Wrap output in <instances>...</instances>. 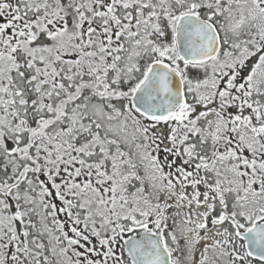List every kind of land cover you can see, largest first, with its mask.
<instances>
[{"label":"snow or ice","instance_id":"obj_1","mask_svg":"<svg viewBox=\"0 0 264 264\" xmlns=\"http://www.w3.org/2000/svg\"><path fill=\"white\" fill-rule=\"evenodd\" d=\"M0 264H264V0H0Z\"/></svg>","mask_w":264,"mask_h":264}]
</instances>
